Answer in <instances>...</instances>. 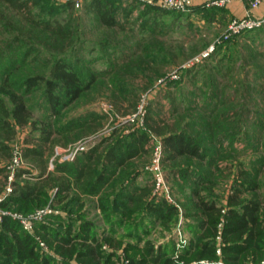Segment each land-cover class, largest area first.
Returning <instances> with one entry per match:
<instances>
[{
  "label": "trees",
  "instance_id": "16d2710c",
  "mask_svg": "<svg viewBox=\"0 0 264 264\" xmlns=\"http://www.w3.org/2000/svg\"><path fill=\"white\" fill-rule=\"evenodd\" d=\"M121 2L89 0L86 12L102 26H119ZM39 5L40 0H0V196L8 176L2 160H11L16 128L31 126L38 132L21 150L38 171L32 177V169L15 173L0 208L26 214L50 205L64 216L35 224L50 252H44L18 221L1 216L0 264H116L122 262L120 250L129 264H262L264 69L247 66L241 50L245 46L239 49L236 44L226 59L212 65L217 77L205 71L201 86L195 83L199 72L194 67L183 71L181 79L167 81L163 95L169 121L151 116L149 108L144 127L113 133L104 138V148L96 144L73 159L55 161L48 170L57 143L65 145L100 125L101 115L95 112L60 119L99 80L110 78L114 103L137 98L135 91L124 93L120 79L112 77L113 66L98 70L92 65L95 59L85 57L87 42L76 18L41 17L34 10ZM135 5L131 1L130 10ZM156 9L163 10L147 5L140 15L153 18ZM249 74L254 79H248ZM186 77L196 91L182 90ZM218 77L222 85L214 87ZM185 98L188 105L182 106ZM135 100L128 103L134 111ZM37 109L43 115L32 121ZM150 136L162 144V164L189 219L183 226L189 241L177 258L175 239L159 244L148 239L157 224L170 226L178 220L174 204L154 196L149 183H137ZM236 143L243 147L237 149ZM243 153L255 156L246 161ZM23 176L32 179L20 181ZM225 178L230 181L227 192L219 195L215 188ZM94 199L93 205L101 209L102 229L88 217Z\"/></svg>",
  "mask_w": 264,
  "mask_h": 264
},
{
  "label": "rangeland",
  "instance_id": "374dc122",
  "mask_svg": "<svg viewBox=\"0 0 264 264\" xmlns=\"http://www.w3.org/2000/svg\"><path fill=\"white\" fill-rule=\"evenodd\" d=\"M88 1L89 0H40V5L36 6L34 10H36L41 17L55 16L58 19L66 20L71 14L73 19L76 18L83 30L81 36L87 42V50L84 53L85 57L88 59L94 58L95 61L92 65L98 70H104L113 66L115 70L113 71L112 77H118L120 79L122 87L126 89L124 93L135 91L137 99L135 100V98L127 97L125 102L114 103L111 99L112 86L110 85V78L99 80V82L86 91L80 99L68 107L60 119L64 122L81 115H86L90 112H95L101 115L100 125L93 133L81 135L78 138L72 139L65 145L57 143L48 163V170L53 168L55 161L73 159L80 151L88 150L96 144L101 143V147L104 148V138L113 133L123 135L134 128L144 127L145 118L142 126L127 121V118L133 114L135 109L131 110L128 103L135 100L137 107L147 92L148 97L145 99L146 113L148 114V109L150 108V110H152L149 113L151 116L161 115L162 118H166V121H169L167 117L169 104L168 100L163 95L167 83L156 88L155 84L159 79L174 71H178L179 74H181L186 70V68H181L182 65L210 49L211 45L214 46L209 55L200 63L192 66L199 72L196 74L197 76L195 78V83L198 86H201V83L206 79L204 76L205 71L208 72L209 75L216 76V72L212 71V65L217 64L221 57L223 58L226 53V55H228L237 45L239 49H241V45L245 46L241 50H244L247 66L264 69V25L252 30L243 31L221 42L220 37L225 33L227 25L233 18L230 12V4L225 7L202 8L197 6L201 9L192 10L187 13H176L175 11L156 9L155 11L153 10L154 17L152 18L148 15H143V17L140 15V11L145 5L143 6L141 3L135 1V4L138 5H135L132 10H130L131 1L134 0H122V9L118 16L119 26L106 27L100 25L93 19L91 14L86 12ZM243 1L248 5L250 0ZM68 2L73 3V5L71 7L68 6ZM147 19H150L148 22L149 24L147 25L146 23L143 26L142 23ZM218 39H220L221 43L217 42ZM103 41L104 48L101 46ZM217 48L218 51L216 52L215 49ZM144 49H147V54L143 52ZM223 59H226V57ZM223 72L224 70H221V73ZM248 79L254 78L249 74ZM188 80V77H186L180 85L185 93L188 90H195V87L187 82ZM221 80L222 78L218 77L213 86L220 87V85H222ZM255 81L259 83V80ZM246 100L248 101L249 99ZM181 105H188L186 98L182 100ZM155 107L159 108V112L155 111ZM33 113L32 121H36L38 117L43 115V112L38 109L34 110ZM30 127L31 126L16 128V133L10 142L12 146L11 156L15 151H20L22 153L21 150L25 146L26 139H28L30 135H37V130L32 131ZM153 137L154 136H150L149 152L143 156L146 163L142 169V175L137 179L138 184L149 183L152 186V175L148 169V165L154 147ZM235 147H237V149L242 148L243 144L236 143ZM254 156L255 154L243 153L241 158L248 161ZM147 163L148 165L146 166ZM9 164L10 160H2L3 167H7ZM162 168L165 173L166 181L171 188L174 201L180 206L181 212L178 210V220L172 225L162 226L157 224L154 230L149 233L148 239L155 244L165 243L170 239H176L175 232L179 227V221H181L182 226L189 222V219L184 217V208L179 200L181 197L172 189L173 182L164 169V164H162ZM25 169H32L30 171L32 172L31 177L38 171L33 167L28 158L22 156V163H20V166L16 168L14 173ZM25 177L32 179L29 176H23L19 178L20 181L26 179ZM13 180H15V175ZM229 183V178L220 180L219 185L215 188L216 193L219 195L226 194ZM3 193H5V191ZM95 200L96 199L90 204V213L88 217L94 220L99 229H102L104 227L102 213L101 209L93 205L96 203ZM53 209L63 213V211L54 206ZM34 211L26 214L18 211H14V213L30 215ZM62 216H64V213ZM57 218V215H47L39 222L34 221L31 234L34 235L35 238L40 237V235L36 234L38 231L35 224L41 221L54 223L57 221ZM121 232L120 230L119 233ZM47 248V250L43 251L50 252L51 248L48 245ZM102 250H104V245ZM119 254L122 262L127 260L124 258L121 250ZM122 262L119 261L116 264H122Z\"/></svg>",
  "mask_w": 264,
  "mask_h": 264
},
{
  "label": "built area",
  "instance_id": "2783aa9c",
  "mask_svg": "<svg viewBox=\"0 0 264 264\" xmlns=\"http://www.w3.org/2000/svg\"><path fill=\"white\" fill-rule=\"evenodd\" d=\"M136 2L141 3L143 6H153L166 11H176L187 13L192 11L193 8L200 7H225L229 5L232 0H134ZM264 6V0H250L248 5L245 6L244 13L242 16H234L227 28L225 33L222 35L221 42L229 39L231 36L239 34L246 30H252L264 25V14L260 16H256L254 11L259 7ZM220 42V39L217 41ZM220 42V43H221ZM216 43V42H215ZM213 46L211 45L210 49L204 51L202 54L194 57L189 60L187 63L182 65L181 68H191L192 66L200 63L205 57L209 55V53L213 50ZM180 70V69H179ZM180 78V74L178 71H174L169 73L159 79L155 84V88L167 83V81H174ZM148 93V92H147ZM145 94L141 99L139 105L136 107V110L127 118L128 122L135 123L136 125H143V120L146 115L145 108V99H147L148 94ZM154 138V147L151 155V160L148 165V169L152 175V193L156 197H163L171 204H174L177 209L181 212L180 206L174 201L172 191L170 186L168 185L165 177V173L162 168V160H163V148L162 144L158 138ZM22 163V153L20 151H15L11 157L10 164L6 167L7 169V185L5 187V193L0 196V201L11 192L12 186L11 183L13 181V177L15 175L14 171L17 167ZM3 215H9L14 220L18 221L23 228L24 231L31 233L33 230V224L35 222H39L47 215H63V213L58 210H54L52 206L47 205L43 208L37 209L30 215H21L20 213H14L11 211H6L0 208V218ZM175 239V251L174 258L178 257V254L182 250V248L188 243L189 235L184 231L181 221H179V227L177 228ZM219 240V236L216 237ZM37 241L42 250H47V244L40 237H37ZM220 247L216 248V253L220 254ZM264 264V261L261 262ZM122 264H129L127 260L123 261ZM181 264H195L192 263H183ZM219 264H223L219 262Z\"/></svg>",
  "mask_w": 264,
  "mask_h": 264
},
{
  "label": "crops",
  "instance_id": "0c3cea01",
  "mask_svg": "<svg viewBox=\"0 0 264 264\" xmlns=\"http://www.w3.org/2000/svg\"><path fill=\"white\" fill-rule=\"evenodd\" d=\"M231 8H230V12L232 14V16H242L244 13V9H245V2L243 0H232V2L230 3ZM254 14L256 16H260L262 14H264V6L259 7L258 9H256L254 11ZM159 244V243H157Z\"/></svg>",
  "mask_w": 264,
  "mask_h": 264
}]
</instances>
